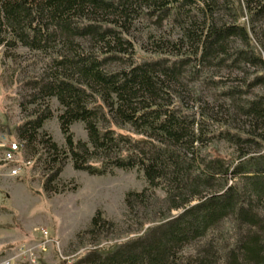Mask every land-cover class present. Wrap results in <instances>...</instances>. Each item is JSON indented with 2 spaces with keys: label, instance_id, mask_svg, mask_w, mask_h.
Here are the masks:
<instances>
[{
  "label": "trees",
  "instance_id": "trees-1",
  "mask_svg": "<svg viewBox=\"0 0 264 264\" xmlns=\"http://www.w3.org/2000/svg\"><path fill=\"white\" fill-rule=\"evenodd\" d=\"M243 10L250 21L264 22V0H239L237 5L234 0H0V44L10 35L30 50L47 51L59 37L65 49H56L47 71L25 84L29 89L25 103L56 97L63 107L57 118L73 167L91 175L137 168L147 186L128 193L126 206L148 207L156 187L165 192L169 203L162 218L142 235L111 249L93 248L81 262L264 264V216L257 212L264 202V149L242 153L238 161L206 157L200 148L207 109L196 116L184 106L183 95L188 64L196 71L237 62H259L264 67L259 50L253 54L251 49H239L234 57L228 53L231 37L239 36L251 45L248 23H235ZM147 12L157 16L156 23L172 19L178 29L176 36H162L156 42L162 51H176L173 58L140 61L134 55H122L127 46L132 48L131 40L123 35L136 16ZM226 14L231 15L229 21L224 20ZM108 16L114 18L109 21L115 27L98 24ZM76 37L95 40L99 50L77 51ZM113 60L122 64L107 68ZM253 81L264 84V74ZM235 92H226L227 98L235 105L233 113L243 116L249 128L246 137L229 132L224 137L263 145L264 134L256 136L255 129L264 125V95L238 100ZM50 117L48 105L35 107L16 133L25 147L34 150L33 143L38 142L55 154L48 177L53 180L65 155L58 157L57 146L48 137L37 141L38 129ZM75 121L84 123L87 142L73 139L69 126ZM218 180L222 182L216 184ZM178 208H182L180 214L167 217L168 211ZM231 215L244 234L226 246L227 240L215 232L218 223ZM105 224L113 225L97 211L88 232ZM197 237H203L204 243L183 253L185 243Z\"/></svg>",
  "mask_w": 264,
  "mask_h": 264
},
{
  "label": "rangeland",
  "instance_id": "rangeland-1",
  "mask_svg": "<svg viewBox=\"0 0 264 264\" xmlns=\"http://www.w3.org/2000/svg\"><path fill=\"white\" fill-rule=\"evenodd\" d=\"M238 2L234 0L235 5ZM218 16L221 18L222 14ZM230 16L226 14L224 20L229 21ZM111 19L114 18H101L98 24L103 28L115 27L109 21ZM235 20L240 25L248 23L252 42L247 45L239 36L231 37L228 53L234 57L239 49H251L253 54L259 50L264 60V22L250 21L245 10ZM156 21L157 16L148 12L136 16L128 33L123 35L131 40L132 48L127 46V52L122 55H134L140 61L157 57L173 58L176 51H162L156 42L162 36H176L179 31L171 23L172 19L162 18L159 23ZM58 39L47 51L30 50L10 35L0 44V133L10 141L20 140L16 133L17 126L26 120L33 108L48 105L51 117L38 129L37 141L38 138L48 137L50 142L56 144L58 157L65 155L58 177L53 180L48 177L55 166L51 163V157L55 154L38 142L33 143L34 150L23 145L24 156L29 164L19 177H9L0 165V259L15 264H28L26 259L29 258H34L36 264H88L81 262L88 251L93 248L111 249L142 235L146 228L162 218L169 204L165 192L156 187L153 189L154 195H149L148 207L136 204L134 208H128L126 195L139 192L147 186L142 171L137 168H114L111 173L91 175L75 169L67 154L65 138L57 118L63 107L56 97L45 98L33 105L25 103V94L29 92L25 84L47 71V62L56 49L65 51ZM75 42L77 51L99 50V43L89 37H76ZM121 64L118 60L109 61L107 68H117ZM235 64L212 65L198 71L188 64L185 79L182 80L186 84L184 106L189 107L196 116H200L202 109L208 112L202 128V154L220 157L226 162L238 161L242 153L253 154L264 149V140L263 145L257 146L236 143L234 137H224L226 132L246 137L245 131L249 128L244 124L243 116L233 113L235 105H230L226 92L237 91L234 96L238 100L244 96L264 95V84H255L253 81L256 75L264 74L263 65L259 62ZM69 128L74 140L87 142V131L82 121L73 122ZM255 134H264V125L256 128ZM20 143L23 144L22 141ZM232 181L229 180V183ZM220 182L218 180L216 184ZM97 211L113 225L105 224L102 228L88 232L91 219ZM181 212L182 208L171 209L167 217L177 216ZM257 212L264 216V202ZM147 218L152 221H147ZM217 227L218 232L215 233L227 240L226 246L239 238V234H244L242 225L232 215L223 218ZM45 232L48 239L42 248L40 246ZM203 239L197 237L185 243L183 253L191 252L203 244ZM20 250L25 254L19 255Z\"/></svg>",
  "mask_w": 264,
  "mask_h": 264
},
{
  "label": "built area",
  "instance_id": "built-area-1",
  "mask_svg": "<svg viewBox=\"0 0 264 264\" xmlns=\"http://www.w3.org/2000/svg\"><path fill=\"white\" fill-rule=\"evenodd\" d=\"M24 146L19 140H9L6 136L0 133V165L5 168V174L9 177H19L25 171V167L29 164V161L24 156ZM47 233H44V240L41 242L42 248L45 247V241ZM25 254L20 250L19 255ZM28 264H36L34 258L26 259ZM0 264H15L7 259H0Z\"/></svg>",
  "mask_w": 264,
  "mask_h": 264
}]
</instances>
